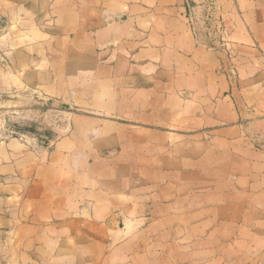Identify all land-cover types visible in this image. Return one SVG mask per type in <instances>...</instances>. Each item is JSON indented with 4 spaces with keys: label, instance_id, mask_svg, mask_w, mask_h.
<instances>
[{
    "label": "crops",
    "instance_id": "0c3cea01",
    "mask_svg": "<svg viewBox=\"0 0 264 264\" xmlns=\"http://www.w3.org/2000/svg\"><path fill=\"white\" fill-rule=\"evenodd\" d=\"M0 264H264V0H0Z\"/></svg>",
    "mask_w": 264,
    "mask_h": 264
},
{
    "label": "rangeland",
    "instance_id": "374dc122",
    "mask_svg": "<svg viewBox=\"0 0 264 264\" xmlns=\"http://www.w3.org/2000/svg\"><path fill=\"white\" fill-rule=\"evenodd\" d=\"M34 105H40L41 103H32ZM42 105V104H41ZM6 122L9 124L8 129H16V130H26L31 128L30 123H34V121H30L25 117L15 118L11 113L6 114Z\"/></svg>",
    "mask_w": 264,
    "mask_h": 264
}]
</instances>
